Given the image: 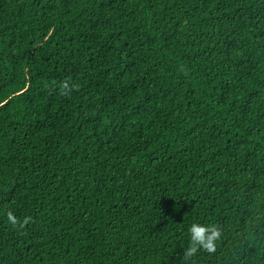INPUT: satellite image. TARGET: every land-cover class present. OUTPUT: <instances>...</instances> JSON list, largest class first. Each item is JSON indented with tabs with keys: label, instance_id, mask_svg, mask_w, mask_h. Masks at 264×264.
I'll return each mask as SVG.
<instances>
[{
	"label": "trees",
	"instance_id": "1",
	"mask_svg": "<svg viewBox=\"0 0 264 264\" xmlns=\"http://www.w3.org/2000/svg\"><path fill=\"white\" fill-rule=\"evenodd\" d=\"M0 264H264V0H0Z\"/></svg>",
	"mask_w": 264,
	"mask_h": 264
},
{
	"label": "clouds",
	"instance_id": "2",
	"mask_svg": "<svg viewBox=\"0 0 264 264\" xmlns=\"http://www.w3.org/2000/svg\"><path fill=\"white\" fill-rule=\"evenodd\" d=\"M61 92L60 94L64 96L69 95V85L67 81H64L60 85ZM9 222L16 226L18 221L12 212L7 213ZM30 217H26L20 227H23L24 224L29 223ZM222 239V233L218 226L215 224H199L193 223L190 227V244L184 250L183 259L185 261L189 260L195 256L201 249L209 254H214L217 251V242Z\"/></svg>",
	"mask_w": 264,
	"mask_h": 264
}]
</instances>
